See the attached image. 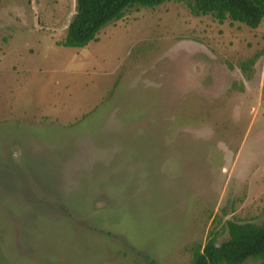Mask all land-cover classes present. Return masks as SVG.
Here are the masks:
<instances>
[{
    "label": "rangeland",
    "instance_id": "rangeland-1",
    "mask_svg": "<svg viewBox=\"0 0 264 264\" xmlns=\"http://www.w3.org/2000/svg\"><path fill=\"white\" fill-rule=\"evenodd\" d=\"M74 5L0 0V264H189L262 223L264 18L171 0L56 45Z\"/></svg>",
    "mask_w": 264,
    "mask_h": 264
},
{
    "label": "trees",
    "instance_id": "trees-1",
    "mask_svg": "<svg viewBox=\"0 0 264 264\" xmlns=\"http://www.w3.org/2000/svg\"><path fill=\"white\" fill-rule=\"evenodd\" d=\"M167 1L171 0H75L74 14L56 45L82 48L96 40L101 28L120 19L126 9ZM187 6L193 15L210 14L219 23L228 19L250 28H256L264 18V0H187ZM226 231L227 237L221 241L210 233L203 244L193 245L189 264H240L249 258L264 261V221L226 220Z\"/></svg>",
    "mask_w": 264,
    "mask_h": 264
}]
</instances>
